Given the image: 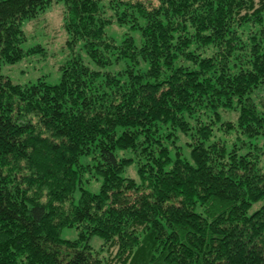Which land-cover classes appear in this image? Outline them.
Segmentation results:
<instances>
[{
	"label": "trees",
	"instance_id": "16d2710c",
	"mask_svg": "<svg viewBox=\"0 0 264 264\" xmlns=\"http://www.w3.org/2000/svg\"><path fill=\"white\" fill-rule=\"evenodd\" d=\"M55 1L58 83L0 73V264H264V0ZM51 2L0 0V67Z\"/></svg>",
	"mask_w": 264,
	"mask_h": 264
},
{
	"label": "rangeland",
	"instance_id": "374dc122",
	"mask_svg": "<svg viewBox=\"0 0 264 264\" xmlns=\"http://www.w3.org/2000/svg\"><path fill=\"white\" fill-rule=\"evenodd\" d=\"M101 5L108 6V0L100 2ZM63 3L62 1L52 0L51 5L46 9L45 13L31 21L23 22L22 29L26 36V42L23 44V49L28 51L30 48L40 46L41 52H33L26 54L19 62L8 65L4 64L0 67V73L8 77L15 84H30L35 83L37 79L43 77L45 82L50 85L58 83L60 78V68L70 59L71 53L67 48V34L63 28ZM104 14L110 16L112 13L105 8ZM107 37L112 38L116 43H120L125 35L132 36L135 39L136 45H139V31L132 29L130 23L117 25L112 23L105 29ZM74 53L79 55L81 60L91 69H97L96 66L89 60L85 52L78 44ZM125 62H119L115 65L106 67L104 71L117 72L125 68ZM224 117L234 121L236 114L225 113ZM218 138L225 139L227 145H231L234 136L224 135L221 131L216 133ZM235 141V140H233ZM183 142V141H181ZM183 148L185 147L182 143ZM185 150V148H184ZM125 175L137 179L136 169L131 166L127 168ZM100 181H93L87 184L86 189L91 193L99 191ZM79 192L74 195V200L77 202ZM78 232L74 228H63L61 238L64 240L77 239ZM102 240L94 236L90 239L89 245L93 253L100 250Z\"/></svg>",
	"mask_w": 264,
	"mask_h": 264
}]
</instances>
